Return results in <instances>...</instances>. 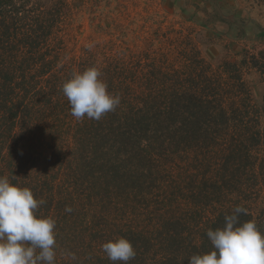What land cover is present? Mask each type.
<instances>
[{
  "label": "trees",
  "instance_id": "1",
  "mask_svg": "<svg viewBox=\"0 0 264 264\" xmlns=\"http://www.w3.org/2000/svg\"><path fill=\"white\" fill-rule=\"evenodd\" d=\"M66 5L0 0V176L45 201L56 264H113L101 245L121 237L137 253L129 264H189L238 205L264 233V95L258 108L243 77L264 82V62L245 52L208 64L160 29L145 51L96 43L66 60ZM93 66L121 103L77 120L62 85Z\"/></svg>",
  "mask_w": 264,
  "mask_h": 264
},
{
  "label": "rangeland",
  "instance_id": "2",
  "mask_svg": "<svg viewBox=\"0 0 264 264\" xmlns=\"http://www.w3.org/2000/svg\"><path fill=\"white\" fill-rule=\"evenodd\" d=\"M64 1L66 14L57 40L66 60L80 57L96 43L145 51L150 34L160 29L178 32L175 37L186 39L184 47L193 48L208 64L240 61L245 52L264 62V0ZM243 77L253 103L262 107V74L245 68ZM260 121L264 128V109Z\"/></svg>",
  "mask_w": 264,
  "mask_h": 264
},
{
  "label": "clouds",
  "instance_id": "3",
  "mask_svg": "<svg viewBox=\"0 0 264 264\" xmlns=\"http://www.w3.org/2000/svg\"><path fill=\"white\" fill-rule=\"evenodd\" d=\"M101 77V70L93 66L73 72L63 83L75 119L98 121L120 105V96L111 93ZM44 203L31 188L0 176V264H56V220L37 214ZM72 211L65 207V212ZM240 214L247 215V209L238 205L225 216L222 228L209 229L206 235L212 250L192 255L189 264H264V233L254 219L241 223ZM101 249L113 264H129L137 255L132 243L122 237L103 243ZM66 255L76 259L75 253Z\"/></svg>",
  "mask_w": 264,
  "mask_h": 264
}]
</instances>
